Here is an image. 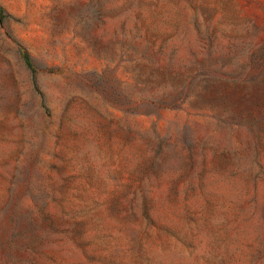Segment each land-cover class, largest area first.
Segmentation results:
<instances>
[{
	"label": "rangeland",
	"instance_id": "rangeland-1",
	"mask_svg": "<svg viewBox=\"0 0 264 264\" xmlns=\"http://www.w3.org/2000/svg\"><path fill=\"white\" fill-rule=\"evenodd\" d=\"M0 7V264H264V0Z\"/></svg>",
	"mask_w": 264,
	"mask_h": 264
},
{
	"label": "trees",
	"instance_id": "trees-1",
	"mask_svg": "<svg viewBox=\"0 0 264 264\" xmlns=\"http://www.w3.org/2000/svg\"><path fill=\"white\" fill-rule=\"evenodd\" d=\"M2 16H3L2 8L0 7V17L2 18ZM22 54H23V57H24V60H25V62L27 64V66L32 69L33 68L32 67V62H31V59L28 56V54L26 52H23Z\"/></svg>",
	"mask_w": 264,
	"mask_h": 264
}]
</instances>
